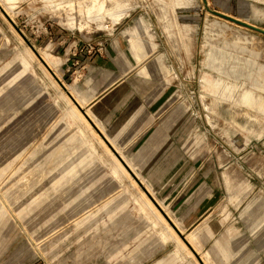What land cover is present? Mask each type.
Returning <instances> with one entry per match:
<instances>
[{
  "label": "rangeland",
  "instance_id": "374dc122",
  "mask_svg": "<svg viewBox=\"0 0 264 264\" xmlns=\"http://www.w3.org/2000/svg\"><path fill=\"white\" fill-rule=\"evenodd\" d=\"M0 264H264V34L202 0H0Z\"/></svg>",
  "mask_w": 264,
  "mask_h": 264
},
{
  "label": "water",
  "instance_id": "95a60500",
  "mask_svg": "<svg viewBox=\"0 0 264 264\" xmlns=\"http://www.w3.org/2000/svg\"><path fill=\"white\" fill-rule=\"evenodd\" d=\"M202 2H203L204 8L207 11H209L210 13L215 14V15H218V16H220L222 18H226L228 20H231L233 22H236L238 24H241V25H243L245 27L251 28L253 30L259 31V32H261V33L264 34V28H262V27H260V26H258L256 24H254V23H251L249 21H246V20H243V19H239L236 16H233L231 14H228V13H226L224 11H220V10L211 8V7H209L207 0H202Z\"/></svg>",
  "mask_w": 264,
  "mask_h": 264
},
{
  "label": "bare ground",
  "instance_id": "6f19581e",
  "mask_svg": "<svg viewBox=\"0 0 264 264\" xmlns=\"http://www.w3.org/2000/svg\"><path fill=\"white\" fill-rule=\"evenodd\" d=\"M209 2V1H208ZM58 4V3H57ZM202 4V3H201ZM103 7V3H100V5L96 8V9H101ZM240 7V6H239ZM91 10H93V8L92 7H90L89 9H88V11H91ZM261 11H262V9H261ZM264 11V10H263ZM209 12V11H208ZM215 15V14H214ZM218 16V15H217ZM262 16V15H261ZM220 17V16H219ZM237 18H239V19H241L240 17H237ZM167 19V18H166ZM224 19H226V18H224ZM226 20H228V19H226ZM168 21V20H167ZM229 21H231V20H229ZM86 22V21H85ZM231 22H233V21H231ZM234 23H236V22H234ZM238 24V23H237ZM239 25H241V24H239ZM82 26V25H81ZM118 166H120L121 168H122V166H121V163H118Z\"/></svg>",
  "mask_w": 264,
  "mask_h": 264
}]
</instances>
